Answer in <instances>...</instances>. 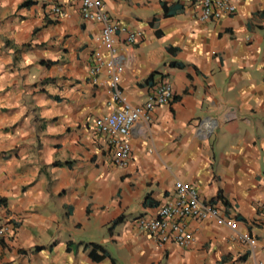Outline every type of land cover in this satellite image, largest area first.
Listing matches in <instances>:
<instances>
[{"label":"crops","instance_id":"crops-1","mask_svg":"<svg viewBox=\"0 0 264 264\" xmlns=\"http://www.w3.org/2000/svg\"><path fill=\"white\" fill-rule=\"evenodd\" d=\"M198 2L101 0L120 27L112 87L104 66L89 74L107 52L79 0H0V264L264 262V0L206 21ZM161 83L172 98L131 125L130 159L114 165L93 120L120 105L115 90L137 106ZM177 179L204 201L220 192L235 231L191 220L179 247L139 228Z\"/></svg>","mask_w":264,"mask_h":264},{"label":"built area","instance_id":"built-area-1","mask_svg":"<svg viewBox=\"0 0 264 264\" xmlns=\"http://www.w3.org/2000/svg\"><path fill=\"white\" fill-rule=\"evenodd\" d=\"M79 2L80 15L83 19H93L101 23L99 35L95 38L107 52V56H103L99 52L94 53V64L90 68L89 74L95 81V74L99 71V67L104 66L109 74V76L107 75L110 80L109 84L115 87L117 74L122 69L116 61L117 40L115 34L120 27L108 20L101 9V0H79ZM198 6V19L201 21L216 19L222 14H230L235 11L232 0H199ZM52 10L58 11L59 9L57 6H53ZM136 38L135 32L127 31L125 42L133 43ZM172 96L173 91L168 83H161L143 105H130L121 99L117 90L112 93V99L116 103L120 102V105L111 112L95 117L92 128L110 136L109 143L115 149L114 165L123 166L130 159L131 150L127 135L131 125L139 118L146 117L154 106L167 103ZM173 190V195L158 204L153 212L144 213L135 218L137 226L150 233L157 244L162 245L170 242L179 247L189 246L194 240L188 227V222L191 220L201 221L211 218L218 225H224L231 231H235V218L227 216L224 208L216 203L201 200L195 189L187 182L175 180ZM2 230L3 227H0V233ZM234 236L246 241L249 245L254 244V239L246 234L235 232ZM258 264H264V262H258Z\"/></svg>","mask_w":264,"mask_h":264},{"label":"trees","instance_id":"trees-1","mask_svg":"<svg viewBox=\"0 0 264 264\" xmlns=\"http://www.w3.org/2000/svg\"><path fill=\"white\" fill-rule=\"evenodd\" d=\"M27 2H28V1H25V3H27ZM170 49H171V48L167 47V50H170ZM172 50L174 51L175 49H172ZM169 64H170V65H178V66H182L181 63H179V62H175V61H171V62H169ZM149 78H150V77H149ZM216 199H220V200L222 201V203H223V206H226V201L224 200L223 196H221V193H220V192H217L216 197H215V200H216ZM215 200L213 199V200L210 201V202H211V203H214ZM214 204H215V203H214ZM119 221H120V217L114 219V220L110 223V225H109V229H110L112 226H114L115 224H117ZM35 249H38V247H36Z\"/></svg>","mask_w":264,"mask_h":264}]
</instances>
